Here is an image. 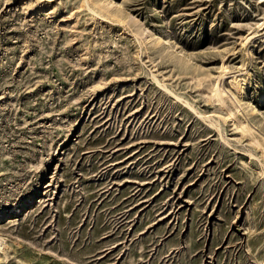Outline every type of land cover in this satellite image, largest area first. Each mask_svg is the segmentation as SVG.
Listing matches in <instances>:
<instances>
[{
    "label": "rangeland",
    "instance_id": "374dc122",
    "mask_svg": "<svg viewBox=\"0 0 264 264\" xmlns=\"http://www.w3.org/2000/svg\"><path fill=\"white\" fill-rule=\"evenodd\" d=\"M117 1L0 0V264H262L264 0Z\"/></svg>",
    "mask_w": 264,
    "mask_h": 264
},
{
    "label": "bare ground",
    "instance_id": "6f19581e",
    "mask_svg": "<svg viewBox=\"0 0 264 264\" xmlns=\"http://www.w3.org/2000/svg\"><path fill=\"white\" fill-rule=\"evenodd\" d=\"M84 1L90 8H91L92 4L99 5L101 3L106 7L107 10H111L112 8H118L122 12L124 11V9L122 8L121 2H119L117 0H84ZM140 28H141L142 32L144 34H146L147 29L145 27H143L142 25H140ZM246 82H247L246 78L238 77L237 75H236V77H233L231 79V83H232L233 88H234V91H232V93H233L234 97L236 98L237 102H240L239 103L240 106H242V102L244 100V93H245V88H246V84H247ZM211 91L213 93V96L221 103V105L225 109L229 110V116L232 119L236 118L235 112L231 109V107H229L227 105V103L225 101V94L227 93V90L221 88V86L217 82H214L212 85ZM259 101H260V105L264 104V94L259 97ZM256 111H259V109L258 108L256 109V107H253V113ZM262 114L264 115L263 111H262ZM239 124L244 131H247L250 133L251 140L259 143L256 140L257 138H255V135L251 131L249 123H247L246 121L243 120V121H240ZM35 202H37V199L28 201L23 205V208L26 209L27 207L33 205ZM4 215L6 217L10 216V212H6ZM4 241H5V237L2 234H0V248H2V244L4 243ZM262 264H264V261Z\"/></svg>",
    "mask_w": 264,
    "mask_h": 264
}]
</instances>
